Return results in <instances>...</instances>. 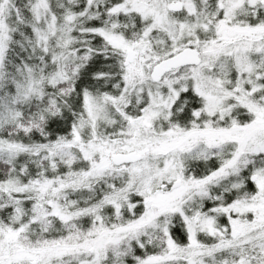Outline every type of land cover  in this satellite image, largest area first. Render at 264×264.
Wrapping results in <instances>:
<instances>
[{"label": "snow or ice", "instance_id": "obj_1", "mask_svg": "<svg viewBox=\"0 0 264 264\" xmlns=\"http://www.w3.org/2000/svg\"><path fill=\"white\" fill-rule=\"evenodd\" d=\"M0 264H264V0H0Z\"/></svg>", "mask_w": 264, "mask_h": 264}]
</instances>
